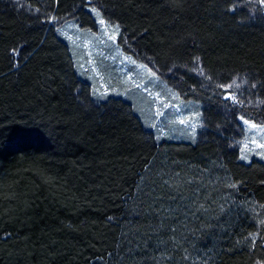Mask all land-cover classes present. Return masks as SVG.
Segmentation results:
<instances>
[{"label": "trees", "instance_id": "16d2710c", "mask_svg": "<svg viewBox=\"0 0 264 264\" xmlns=\"http://www.w3.org/2000/svg\"><path fill=\"white\" fill-rule=\"evenodd\" d=\"M93 8L201 105L199 136L157 135L127 97L94 94L59 31L95 29ZM233 78L247 84L218 87ZM261 99L260 0H0V264H264V160L235 143Z\"/></svg>", "mask_w": 264, "mask_h": 264}, {"label": "rangeland", "instance_id": "374dc122", "mask_svg": "<svg viewBox=\"0 0 264 264\" xmlns=\"http://www.w3.org/2000/svg\"><path fill=\"white\" fill-rule=\"evenodd\" d=\"M95 29L85 28L73 21H66L59 26L60 33L72 47L77 66L86 76L97 97L109 94H120L127 97L142 114L146 124L157 135L195 139L203 125L201 105L193 101H185L179 93L162 80L157 74L152 76L148 65L135 60L126 54L117 42V28L106 23L101 25L99 20ZM116 34V40L110 36ZM131 57L136 63L125 59ZM146 65L141 68L140 65ZM156 73V72H155ZM169 105L165 107L164 105ZM185 123L181 124L180 121ZM242 124V122H241ZM195 126L196 131H192ZM256 132V130H252ZM252 133L243 130L235 139L240 148V155L247 156L244 161L264 157V148L257 147L251 142ZM264 134H257L256 140L264 144ZM248 147L245 148L244 144Z\"/></svg>", "mask_w": 264, "mask_h": 264}, {"label": "snow or ice", "instance_id": "6c2138e0", "mask_svg": "<svg viewBox=\"0 0 264 264\" xmlns=\"http://www.w3.org/2000/svg\"><path fill=\"white\" fill-rule=\"evenodd\" d=\"M260 2L262 4H264V0H260ZM234 10L235 9H233V11ZM92 11L93 12H96L97 15H99V13L97 12V9L93 8ZM99 23L101 25H105L106 24V21L104 19H100L99 20ZM117 31H118V28H117ZM110 39L113 40V41H115L116 40V34L111 35L110 36ZM13 53L15 54V50H13ZM125 59L131 60V62L133 64L136 63V61L135 60H132L131 57H126ZM197 60H199V58H197ZM140 67L141 68H144V67H146V65L141 64ZM149 72H150V74L152 76H156V73L153 72L151 69H149ZM199 75L204 76V71H203L202 68L199 69ZM207 79H211V77H207ZM246 84H247V80H244V81H241V82L238 83L237 82V78H233L230 83H228V84H220V85H218V87L221 88V89H225V91H227V89L240 90L242 88V85H246ZM251 87L252 88H256L257 85L255 83H253L251 85ZM224 99L225 100H229L230 99L232 101V107L233 108L241 107L246 102L243 91H239V94L238 95H237V92L236 91L227 92V94L224 96ZM247 103L248 104H251L252 101L249 99V100H247ZM260 104H264V99H261V100H258L257 101V105H260ZM164 106L165 107H168L169 105L165 104ZM238 119H239V121L242 122L243 130L246 132V134L252 133V135H251V142L253 144H256L257 147H259V148H264V144H259V143H257V140H256V135L257 134H264V122H255L251 118H246L245 115H239L238 116ZM180 123L183 124V123H185V121L184 120H181ZM252 130H256V132H253ZM192 131L193 132L196 131L195 126L192 127ZM261 138H264V135H262ZM244 147L247 148L248 147V144L245 143L244 144ZM260 155L262 157H264V153H260ZM240 159L241 160H245V159H247V156L241 155L240 156ZM176 175L179 176V173H177ZM162 183H163V185L165 187H167L169 189V197L171 199H173V200L180 199L182 202L184 200H186V199H192L193 202L195 201V198H196L195 197V191L193 193V197L189 198V197H185L184 194L179 191V186L178 185H174V184L170 183V181L167 180V179L163 180ZM185 183L191 185L193 183V181L188 180ZM231 187H236V185L233 184V185H231ZM196 191H198V189ZM157 199H163V197L157 196ZM203 207H204L203 205H200V208H203ZM172 231L174 232L175 229H172ZM253 243H255V241H253ZM185 259H188V257L186 256ZM157 264H158V262H157Z\"/></svg>", "mask_w": 264, "mask_h": 264}]
</instances>
